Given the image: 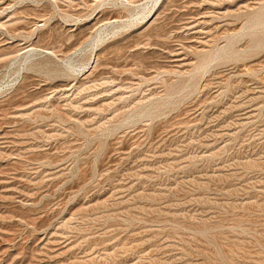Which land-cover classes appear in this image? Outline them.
<instances>
[{"label":"rangeland","instance_id":"1","mask_svg":"<svg viewBox=\"0 0 264 264\" xmlns=\"http://www.w3.org/2000/svg\"><path fill=\"white\" fill-rule=\"evenodd\" d=\"M0 264H264V0H0Z\"/></svg>","mask_w":264,"mask_h":264}]
</instances>
